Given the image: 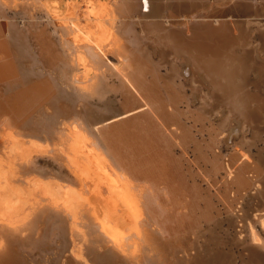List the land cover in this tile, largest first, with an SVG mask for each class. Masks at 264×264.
<instances>
[{
	"label": "bare ground",
	"instance_id": "bare-ground-1",
	"mask_svg": "<svg viewBox=\"0 0 264 264\" xmlns=\"http://www.w3.org/2000/svg\"><path fill=\"white\" fill-rule=\"evenodd\" d=\"M255 2L107 0L100 7L99 19L93 21L96 31L105 30L106 37L109 35L104 45L92 38L79 45L78 20L60 23L64 32L68 29L77 38L73 40V35H67L60 46L48 37L46 28L38 27L36 31L33 26L36 31L33 39H38L39 54H43L47 70H40L41 73L32 70V74L21 70L10 47L12 42L6 36L8 31L0 21V82H7V87L20 93L16 102L0 104V142L19 137L30 121V110L35 109L46 117L48 126L56 125L54 130H65L62 126L65 123L90 141L84 151L90 168L86 161H79V147L73 163L85 176L86 183L82 182V188L77 189L71 185L55 189L65 198L68 210L77 209L74 215L57 206L47 209L35 203L32 211L26 210L20 218L11 214L16 207L9 202L0 205V237H9L0 243L1 252L8 254L6 244L11 240L27 243L30 232H25L32 229L33 236L40 223L52 225V231L59 230L63 239L68 236L66 231L71 224L70 239L62 241V264H261L257 250L241 255L238 262L232 248L214 250L209 246L210 243L224 246L226 238L219 229L225 222L236 226L243 222L239 227L241 234L249 219L251 224L254 222L241 207L233 213L234 205L249 197L250 191L258 198L254 218L264 225V88H259L264 87V22L260 21L264 3L259 7ZM141 7L144 10L138 13ZM3 11L0 8V19L5 17ZM230 14L244 18H228ZM107 18L116 20L108 29L103 25ZM78 47L85 53L80 60L94 71L86 82L74 72L81 53ZM109 54L117 62L111 61ZM33 61L32 64L40 63ZM251 71L256 74L257 87H253L259 90L248 88ZM57 72L59 76L53 77ZM39 75L46 77L42 79ZM58 80H69L76 89L84 90L79 97L81 101L92 90L94 95L113 93L119 105L105 112L98 108L85 110L84 106V112L59 107L55 116L56 111L51 113V108L57 100L56 88L61 84ZM14 124L20 129L14 128ZM222 146L229 151L225 153ZM253 147L257 153L251 158L248 152ZM95 177L116 192H132L136 196L135 215L139 220L132 226L138 231L128 234L125 214H129L115 205L111 209L108 205L102 207L99 209L102 215L92 217L91 211L98 207H88L82 199L89 189L100 188ZM1 198L2 193L0 201ZM80 200L84 209H78ZM84 211L89 220L79 223ZM251 226L250 238L257 240L255 225ZM13 229L18 230L13 233ZM205 236L206 241L199 244ZM23 238L24 243L20 240ZM239 242L246 245L245 240Z\"/></svg>",
	"mask_w": 264,
	"mask_h": 264
},
{
	"label": "rangeland",
	"instance_id": "rangeland-1",
	"mask_svg": "<svg viewBox=\"0 0 264 264\" xmlns=\"http://www.w3.org/2000/svg\"><path fill=\"white\" fill-rule=\"evenodd\" d=\"M106 3H107V0H0V8H2L4 10L3 13H5L4 14L5 17L3 19L1 17L0 21H2V23L4 24L6 31H8L6 36L8 37L9 42H12V43H10V45H11L10 47L12 48V50H14L13 53L16 54L15 57H16L18 64H20V66L22 67L21 70L30 72L31 74H32V70L36 73H41V71L46 72V70H47L46 69L47 66H44V64L46 62L43 58L44 56L41 53L39 54L38 39H37V37H36V39H33L36 36V31H37L38 27L43 26L44 28H46L48 37H50V38L52 37V39H55L56 43H58V46H60L62 43V41H61L62 39L64 40V38H66L67 35L69 37H71V35H73V33L69 34L68 29H65V32H64L63 29L60 27V23L65 21L67 24H69L70 19H74L75 21L78 20L80 22L79 26L81 29H80V31L76 32V35L79 36L78 39L75 38L76 37V36H74L75 34L73 35L72 39L73 40L77 39L79 42V45L89 42L90 38L99 42L101 45H104L105 43H107V41L109 39V35L106 37L105 30L103 31V30L99 29L96 31V29H95L96 27L94 26V22H93L94 20L99 19L100 7L102 5H106ZM263 3H264V0L263 1L262 0H260V1L256 0V2H255V4H257V5L259 4L258 5L259 7L261 5H263ZM142 10H144V9L141 7V9L139 10L138 13H140ZM260 12L261 13L263 12L262 13L263 15L260 17V21L264 22V11L260 10ZM230 15H228V18H232V19H235V18L239 19V17L241 16V15H234V14H230ZM232 15L234 18L232 17ZM241 17H243V16H241ZM241 17H240V19L244 18V17L243 18H241ZM64 18H66V19H64ZM41 21H42V24H41ZM44 23H46V24L44 25ZM115 23H116V20H114V19L111 20V19L107 18L106 22H104L103 25L105 28L108 29V27L110 28L111 25L114 26ZM39 24H41V25H39ZM56 24L58 26H55ZM33 26H34V29L36 28L35 29L36 31H34ZM50 32H52V33H50ZM67 32H68V34H67ZM141 33H143V32H141ZM21 41H23V42H21ZM36 44L38 45V47ZM78 50L77 51L81 52V53H80V55H78L79 58L77 59V64L75 65V69L76 68L77 69L74 70V72L79 73L81 81L86 82V81H88V79L92 78L94 71L91 67H89V65L86 61H84L83 59L80 60L81 59L80 57H82L81 55H83L84 50L80 47H78ZM40 55H42V56H40ZM108 57L111 61L117 62V59L114 57L113 54H109ZM32 60H34L33 62L36 61V62H40V63H38V64L33 63L32 64ZM70 62H71V64H74V63H72L73 61H70ZM42 63H43V65H41ZM163 71L165 72L166 68ZM72 72H73V70H72ZM39 76L42 79H43V77H46L43 75H39ZM58 76L59 75L57 72V73H54L53 77L57 78ZM248 78L250 80L248 88L251 89L252 91L259 90L256 88L257 85L254 84L255 78H256L255 72L251 71L248 75ZM59 81L60 80H58V82ZM1 82H0V104L4 103V102H7V103L16 102L17 97L20 93H15L14 88L11 89L10 87H7L5 85L7 82H5V81L2 83ZM59 83H61L60 87L58 86L59 88L58 89L56 88V94L58 92L57 100H56L57 104L55 101V103H54L55 106H53L51 108L52 109L51 113H53V111H56L55 116L58 115L57 110L59 107H62L64 109L68 108V109H71L72 111L75 110L73 112H78L80 110L84 112L85 110H88V108H90V109L91 108H98V109L102 110L103 112H105L106 110L107 111H109V110L111 111L112 109L114 110L119 105V102H116L117 98L115 97V95H113V93H109V94L107 93L104 95H100L101 93L98 92V93H95V95H94V91H92V90H90L88 92L86 91L88 93V97L87 96L84 97L83 101H81V100H79V97L82 96L81 94L83 93L84 90L80 91L77 88L78 91H74L76 89L75 84H72V82H70L69 80L68 81L64 80L63 82H59ZM70 84H72V85H70ZM253 85H255L256 87H253ZM76 86L78 87L77 84H76ZM259 88L262 90L264 87L261 88V86H260ZM97 94H99V95H97ZM77 100H79L78 103H77ZM80 101L82 104L80 103ZM61 103H63V104L60 105ZM79 105H82V107ZM83 106H84L85 110H83L84 109ZM30 113H31V115L29 117L30 121L27 123L28 125L23 126V130L21 131V134L19 137L12 139V141H10L8 138L4 137V139L6 138L8 140H1L2 142H0V143H2V144H0V155H1V157H0V160H1V162H0V195L2 193V196H4V198H1V199H3L2 200L3 204H2V201H0V205L4 206V204L6 205L9 202V205L16 207V208H14V210L12 211L11 214L16 215L18 217H20V216L23 217L24 214L26 212H28V211H26L28 209H30L32 211V205L35 203H39L42 205L41 206L42 208L45 207L47 209H50L52 206H57V207H59V209H61V208H63V210L66 209L65 212L67 214L69 213L71 215L72 214L74 215L73 211L77 210V209L75 208L73 211L68 210V207L65 205V198H63V197H61V195L57 194L56 190L60 189L59 185L67 186V187H68V185H71V187H73V188L76 187V189L80 188V187L82 188V186H83L82 182H85V181H83L85 176L83 175L82 172H80V170H78V168L76 169L74 167V164H73L74 159H75L74 154L76 152V149L78 150V147H79L80 151H81L79 154L77 153L79 161L81 163H84L86 161L87 168H90L89 159L85 157V153H84V151L87 150L85 146L87 144H89L90 141L88 139L86 140L83 138V136H85V135L82 132L74 131L73 129H71L70 126H66L65 123L62 125L65 128V130H62V131L59 129L54 130L56 125H53V123H52V125L48 126L47 125L48 120L46 121V119H45L46 117L43 116L41 114V111H39L38 109L37 110L36 109L30 110ZM6 118H7V116H6ZM71 119L73 120V118H71ZM72 120H70V121H72ZM49 121H51V120H49ZM86 123H87V120H86L85 124ZM66 124H68V123H66ZM16 127H18V126L14 124V128H16ZM18 129H20V127H18ZM58 131H60V132H58ZM59 133H60V135H59ZM88 133H90V132H88ZM225 134L226 133H224L223 135H225ZM62 135H63V137H62ZM7 141H9V142H7ZM230 145H232V143ZM259 146H262V144L260 143ZM235 148H237V147L235 146ZM222 150L224 152L226 151L225 153H227L229 151L228 149H226V147H223V146H222ZM256 153H257L256 147H253V150L251 153L248 152V154L251 156V158H253L255 156L254 154H256ZM14 160H16V161H14ZM12 162H13V164H12ZM18 163H19V165H17ZM88 165H89V167H88ZM71 167H73V168H71ZM13 170L15 173L13 172ZM75 171H77V172H75ZM13 173L15 176L13 175ZM16 173L18 175H16ZM74 173H76L77 175L79 174L81 176H79V175L77 176ZM83 176H84V178H83ZM40 177H41V179H39ZM76 177H77V180H76ZM42 178H44V179H42ZM95 178H96L95 183L100 184V188L93 187V188L89 189L88 193L86 195H84L85 196L84 199H82L83 202H86L85 204H87L88 207H89V205H90V207L91 206L92 207H94V206L98 207L97 210L91 211L92 217H94V216L96 217L97 214L102 215V212L99 210L102 207H107V205H108L109 208L111 209V208H113V205H115L116 209L121 210V211L129 214V215L125 214L126 216H128V220L126 221V225L128 224L127 225L128 227L127 226L125 227L126 228L125 230H127L128 234L130 235V234H133L134 231H138L139 229L137 230L136 227L132 226L136 221L139 220V219H137V216L135 215V213L137 212L135 204H138V199L136 198V196L134 194H132V192H130V194L129 193L125 194V192H123V193L122 192H116L111 187H109L106 183L103 184L100 177H95ZM30 179H32V180H30ZM78 179H79V181H78ZM91 179L94 180L93 178H91ZM43 180H45V181H43ZM54 180H55V182H54ZM38 181H41L43 184L41 185V182L39 183ZM61 182H63V183H61ZM34 184H36L37 188ZM37 184L39 185V188H38ZM49 184L51 186H54V187L51 188V186ZM40 185H41V189H40ZM46 186H50V189H49V187L47 189ZM3 187H5V189ZM11 187H12V189H11ZM39 189H40V192H39ZM61 189H62L61 191L63 192L64 189L63 188H61ZM30 191H31V193H30ZM47 191H49L51 193H49V192L47 193ZM17 192L19 194L18 196H17ZM45 192L47 193L46 196H45ZM141 192H143V191H140V193ZM52 193H53V195H51ZM144 193H146V190L144 191ZM251 193L253 194L254 191H250L249 197H246V199H240L238 201L239 203L237 202L234 205L235 210L233 211V213L236 214V211L238 212V208L241 207L243 209V211L246 212L248 214V216L251 217V219H253L255 222V220L257 221V219L254 218V215H255V213H257L256 209L258 208V206H257L256 202L258 201V198L255 196V193H254V197ZM29 198L31 199L30 200L31 204L29 203ZM32 198L36 201H33ZM54 201L55 202L57 201L56 202L57 204L54 203ZM82 201L80 200V204H78V209H84ZM255 203H256V205H254ZM49 206H50V208H49ZM252 207L254 208V210ZM46 213L48 214V212H46ZM84 213L85 214H83V216H82L83 219L78 220L79 223L80 222L83 223V221L88 222L89 215L86 213V211H84ZM241 213H242V211L239 212V214H241ZM86 215L88 218L86 217V221H85L84 218ZM137 215H139V214L137 213ZM18 217H17V219L19 220ZM140 219H141V217H140ZM30 220H32V219H30ZM72 220H73V218H72ZM248 222H249V225H247L248 223L246 221L247 227L244 229V231L242 233L243 235L241 233H239V231H240L239 227H240V225L243 224V222L242 223L240 222L237 226L233 225V224L229 225L227 222H225L223 224L222 228L219 229L220 232H219V230H217L220 233V235H222L224 238H226L225 239L226 242H225L224 246L223 245H214L213 243L212 244L210 243L209 246L211 248H213L214 250H221V249L228 250L229 248H232V250L235 253V256L237 257L238 262L241 260L240 258L243 257L241 255L247 256L248 254H246V253L247 252L249 253L250 250L254 249V251L257 250L256 251L257 253L259 252V255L262 258L261 264H264V260H263L264 259V257H263L264 256L263 255L264 254V247H263L264 245H262L264 243L261 244V242H264V225L262 222L259 223V221H257L256 223H254V222L252 223L253 226L255 225L254 230L258 233L259 237H261V241H260L259 237H258L259 240L258 239L253 240L250 238L251 237L250 232L252 231L251 230L252 224L250 223V219L248 220ZM26 223L28 224L29 220ZM51 226H49L47 223H40L39 228L40 227L41 228L40 229L38 228L33 233V236H32V231H31L32 229L29 231H26L25 232L26 234H28V232H30L29 233L30 236L33 237V239H32V237L28 236L29 238L26 241L27 243H24L25 238L20 239L22 241V243H24V244L18 243L17 241L12 242V240H11V242H8V244H6L8 249H9L8 254L9 255L11 254V255L9 257V255L7 253H5L4 251L1 252V249H0V259H1L0 264H62L61 263V260H62L61 252L63 250L64 243H66V241L68 242V240L70 239L69 229H70L71 224H68L69 229L67 227V231H66L68 233V236L66 234V238L64 237V239H63V236H61L59 230L58 231L57 230L52 231L53 226L52 227ZM43 228L45 230H43ZM18 229H13V230H11V232L14 233ZM19 230H21V229H19ZM25 233L23 235L24 237L26 236ZM239 235L241 236V238ZM244 235H246V236H244ZM242 236H243V238L244 237H246V238L242 239ZM4 238H6V237H4ZM4 238L0 237V243L9 239V237L6 239H4ZM248 238L253 240V245L251 244L252 241ZM1 239H4V240H1ZM237 239H239V241L245 240L246 245L243 246L239 241H237ZM33 241H34V243H32ZM205 241H206V236L201 237L199 244L202 245V243ZM230 244H232V245H230ZM255 244L258 246H256ZM222 246L224 248H222ZM259 246H260V249H259ZM257 247H258V249H257ZM67 252H68V254L70 253L69 251H67ZM260 252H262V253H260ZM192 253H195V250L192 251ZM7 255L10 259L7 257ZM1 256H2V258H1ZM5 258L7 259L6 262L3 260Z\"/></svg>",
	"mask_w": 264,
	"mask_h": 264
}]
</instances>
